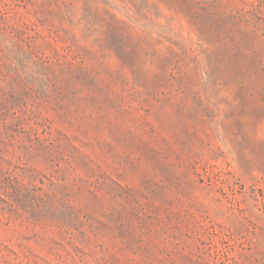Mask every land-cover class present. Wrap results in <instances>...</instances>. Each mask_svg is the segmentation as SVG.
Here are the masks:
<instances>
[{"label": "rangeland", "instance_id": "obj_1", "mask_svg": "<svg viewBox=\"0 0 264 264\" xmlns=\"http://www.w3.org/2000/svg\"><path fill=\"white\" fill-rule=\"evenodd\" d=\"M0 264H264V0H0Z\"/></svg>", "mask_w": 264, "mask_h": 264}]
</instances>
